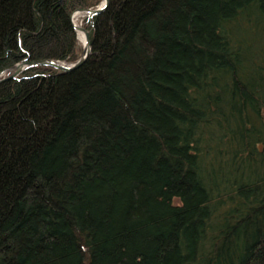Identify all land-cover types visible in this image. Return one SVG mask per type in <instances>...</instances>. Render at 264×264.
<instances>
[{
	"label": "trees",
	"instance_id": "trees-1",
	"mask_svg": "<svg viewBox=\"0 0 264 264\" xmlns=\"http://www.w3.org/2000/svg\"><path fill=\"white\" fill-rule=\"evenodd\" d=\"M102 0H0V74L82 54ZM76 69L0 81V264H264V0H108Z\"/></svg>",
	"mask_w": 264,
	"mask_h": 264
},
{
	"label": "water",
	"instance_id": "water-1",
	"mask_svg": "<svg viewBox=\"0 0 264 264\" xmlns=\"http://www.w3.org/2000/svg\"><path fill=\"white\" fill-rule=\"evenodd\" d=\"M107 4H108V0H102L100 4H98L94 8H83V9L75 10L71 14V19L76 12H81L82 15L84 16L92 17L93 15H96L99 12H101L107 6ZM72 26L74 30L78 28L85 35V43L83 45L82 54L75 62L66 64V63H61L59 61H55L51 59H41V60L18 62L6 70V73L8 72L7 75H5V73L3 72L0 74V81L7 79V78L16 77L20 72H22L25 68L29 66L49 65L63 72H69L79 67L90 54L91 47H90L89 30H86L84 27H76V25L73 23V20H72Z\"/></svg>",
	"mask_w": 264,
	"mask_h": 264
},
{
	"label": "bare ground",
	"instance_id": "bare-ground-1",
	"mask_svg": "<svg viewBox=\"0 0 264 264\" xmlns=\"http://www.w3.org/2000/svg\"><path fill=\"white\" fill-rule=\"evenodd\" d=\"M81 16H83L82 15V13L81 12H76L74 15H73V17H72V19L71 20H73V23L76 25V27H82V25H80V24H78L77 22H76V19H77V17H81ZM75 32H76V34H77V38H78V40L81 42V44H82V49H83V45H84V43H85V35H84V33L82 32V31H80L78 28L75 30ZM90 47H91V44H90ZM91 51V50H90ZM55 61H58V60H55ZM76 61V60H75ZM74 61V62H75ZM60 62V61H59ZM61 63H64V62H61ZM71 63H73V62H71ZM66 64H68V63H66ZM59 70V69H58Z\"/></svg>",
	"mask_w": 264,
	"mask_h": 264
},
{
	"label": "rangeland",
	"instance_id": "rangeland-1",
	"mask_svg": "<svg viewBox=\"0 0 264 264\" xmlns=\"http://www.w3.org/2000/svg\"><path fill=\"white\" fill-rule=\"evenodd\" d=\"M86 16H81V17H77V19H76V22L78 23V24H80V25H82V27H84L86 30H89L88 28H86L85 26H83V18H85ZM88 17V16H87ZM77 36V35H76ZM78 40V39H77ZM80 41L78 40V43H79ZM81 43V42H80ZM8 74V72L7 73H5V75H7Z\"/></svg>",
	"mask_w": 264,
	"mask_h": 264
}]
</instances>
